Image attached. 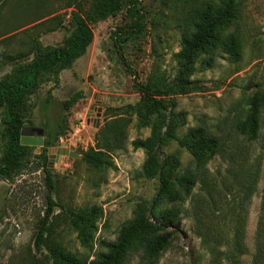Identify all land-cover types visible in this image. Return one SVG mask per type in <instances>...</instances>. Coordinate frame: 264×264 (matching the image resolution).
Listing matches in <instances>:
<instances>
[{
    "label": "rangeland",
    "instance_id": "1",
    "mask_svg": "<svg viewBox=\"0 0 264 264\" xmlns=\"http://www.w3.org/2000/svg\"><path fill=\"white\" fill-rule=\"evenodd\" d=\"M78 1L87 8L89 0ZM67 2L0 0V77L11 69L13 61H8L6 56L13 57L20 51H27L29 40L50 46L62 44L73 30L70 21L72 7H67ZM139 3L144 13L142 34L125 40L120 46L114 43L113 32L129 23L126 7L91 24L93 38L86 52L59 73L58 82L46 81L31 95L32 107L24 124L43 129L46 121L49 126L58 121L63 113L61 101L76 91H82L83 96L66 112L69 130L47 152L53 188L49 189L46 184V174L38 157L40 146H31V154L11 178L0 176V264H40L39 259L47 250L42 248L39 252L35 249L33 234L45 213L49 191L56 215L53 237L66 249L78 253L83 252V247L69 221L73 213L91 208L99 213L94 234V249H98L100 243L116 237L120 225L132 216L137 203L149 204L155 194L157 178L141 174L146 153L144 149H134L131 145L133 139L146 138L150 134V126H141L135 114L126 128L125 148L110 153L115 167L96 168L82 159L83 152L95 144L98 129L111 118L112 109H122L126 104L138 102L140 93L132 86L134 75L135 79L145 83L157 73H162L166 80L175 74L173 55L180 48L179 17L183 16L179 13L180 8H174L171 0H139ZM54 15H60L62 21L58 28L45 30L48 25L38 24ZM241 16L240 59L231 62L227 56L218 54L208 68H203L201 59H198L191 78L201 88L170 97L180 122L179 134L202 125L224 142L222 153L211 158L205 165L207 170L201 171L206 182L215 181L218 185L220 180L227 178L225 173L232 166L231 174L234 176L226 181L236 192L245 175L250 171L256 172L255 188L241 208L246 213L242 227L244 250L239 255V264H254L258 246L262 248L264 258V106L256 141H245L235 134L234 128L238 118L245 113L249 96L255 89L264 90V0H242ZM27 57L31 56L18 60ZM48 95L50 102L44 114L40 104ZM121 109L117 112H122ZM97 120L98 126L95 125ZM2 128L0 119V157L4 146ZM46 138L44 131L43 139ZM58 145L72 146L79 155L58 156ZM175 151L182 166H188L190 154L178 147L174 140L166 141L161 156ZM203 190L197 182L193 193L200 195ZM223 192L225 201L232 199L227 188ZM222 195L221 192L214 194L219 207ZM210 207L205 200L202 202L201 208ZM193 211V201L188 198L182 204L180 214L182 232L173 235L157 264H228L223 254L211 250L213 243L219 251L228 249L226 226H223V238L222 231L217 232L215 227L211 233L212 240L203 243L196 232ZM140 254L137 250L131 252L124 264H138Z\"/></svg>",
    "mask_w": 264,
    "mask_h": 264
},
{
    "label": "trees",
    "instance_id": "2",
    "mask_svg": "<svg viewBox=\"0 0 264 264\" xmlns=\"http://www.w3.org/2000/svg\"><path fill=\"white\" fill-rule=\"evenodd\" d=\"M171 1L174 8H180L179 13L183 14L179 17L180 48L173 55L176 62L173 78L166 80L162 73H157L144 83L135 79L134 75L132 86L140 93L138 102L126 104L122 109H112L114 111L110 115L111 118L96 132L95 144L89 146L82 154V159L92 167H115L110 153L125 148L126 128L131 116L137 115L141 126H150V134L144 139H133L131 145L134 149H144L146 157L141 174L157 178L156 192L149 204L137 203L132 216L120 225L116 237L111 241H103L98 249H94V234L97 230L95 220L99 213H95L92 208L73 213L69 221L77 232L76 238L83 247L82 253L68 250L60 241L54 239L53 226L56 215L51 191L47 192V207L33 234L35 249L39 252H42V248L47 250L39 259L40 264H124L130 253L135 250L141 252L138 264H157L161 252L168 246L173 235L182 232L180 214L182 204L188 198L193 201L196 232L201 236L202 242L207 244L212 240L211 233L215 227L217 232L222 231L220 233L223 238V229L227 228L228 249L225 252L219 251L213 243L211 250L223 254L228 264H239V255L244 250L242 227L246 213L241 208L255 188L256 172H248L236 192L231 190L232 184L226 181L230 176H234V173L231 174L232 166L225 173L227 178L220 180L218 185L215 181L206 182L201 171L207 170L205 165L211 158L222 153L224 142L202 125H196L179 134L177 129L180 122L173 111L170 96L201 88L198 82L191 78L198 59H201L203 68L212 66L218 54L227 56L231 62L240 59L242 0ZM66 6L72 7L70 21L73 30L64 38L62 44L43 45L31 39L28 41L27 51H20L13 57L6 56L8 61H13L11 69L0 77V119L4 140L0 157V176L6 179L17 173L24 159L31 154L32 147L21 145L19 142L21 128L31 126L24 124L32 107L31 95L46 81L58 82L59 73L69 68L86 52L93 38L91 24L115 15L126 7L130 20L127 25L118 27L113 32L114 43L120 46L125 40L139 36L144 30V13L139 0H89L87 8L78 0H68ZM61 23L60 15L38 22L39 25H48L45 30H54L61 26ZM26 56L31 57L18 60ZM82 96V91H76L61 101L63 113L58 121L51 126L48 121L45 123L47 138L43 139L38 157L41 159L49 189L53 188V177L47 167L48 148L56 145L59 137L69 130L66 112ZM49 102L50 95L41 101V111L44 114ZM263 106L264 90L255 89L247 100L244 115L239 117L235 124L237 136L249 143L258 139ZM120 109L122 112H117ZM164 126L166 128L162 132ZM167 140H174L178 147L184 148L190 154L189 163L192 166L189 164L183 167L176 151L161 156L162 146ZM239 167L242 168V165ZM197 182L204 189L200 195L193 193ZM224 188L231 193L232 199L225 201ZM216 192L223 194L220 207L219 200L214 198ZM204 200L211 206L209 209L201 208ZM262 256L263 250L258 246L253 263L264 264Z\"/></svg>",
    "mask_w": 264,
    "mask_h": 264
},
{
    "label": "water",
    "instance_id": "3",
    "mask_svg": "<svg viewBox=\"0 0 264 264\" xmlns=\"http://www.w3.org/2000/svg\"><path fill=\"white\" fill-rule=\"evenodd\" d=\"M98 120L95 124L98 126ZM43 135H44V129L43 127H34V126H23L21 128V135L19 138V142L21 145H27V146H42L43 145ZM50 148H48V151ZM56 151L58 152V156L62 154H67L71 157H77L79 155L78 152L74 151V148L72 146L65 147L63 145H58L56 148Z\"/></svg>",
    "mask_w": 264,
    "mask_h": 264
}]
</instances>
